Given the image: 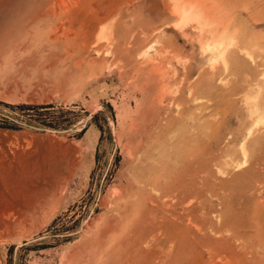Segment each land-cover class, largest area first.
Wrapping results in <instances>:
<instances>
[{
    "label": "rangeland",
    "instance_id": "rangeland-1",
    "mask_svg": "<svg viewBox=\"0 0 264 264\" xmlns=\"http://www.w3.org/2000/svg\"><path fill=\"white\" fill-rule=\"evenodd\" d=\"M122 1L0 0V203L24 190L43 202L50 173L19 164L10 147L61 150L77 160L52 213L0 236V264H68L74 253L72 264H88L87 238L121 215L104 198L121 190L131 198L135 187H149L146 180L187 172L196 221L206 226L197 237H217L216 228L239 233L254 241L263 262L264 248L253 238L264 232V64L242 46L264 28L239 19L249 34L224 58L167 29L162 38L174 42L178 62L156 75L147 59L137 61L136 46L115 57L78 50L96 25L93 15L129 9ZM48 4L61 11L51 25L36 16ZM133 6L146 14L143 0ZM120 18L117 35L125 30L126 16ZM98 259L89 264H115L107 253Z\"/></svg>",
    "mask_w": 264,
    "mask_h": 264
},
{
    "label": "bare ground",
    "instance_id": "bare-ground-1",
    "mask_svg": "<svg viewBox=\"0 0 264 264\" xmlns=\"http://www.w3.org/2000/svg\"><path fill=\"white\" fill-rule=\"evenodd\" d=\"M143 1L144 15L134 10L133 5L138 0H123L127 6L131 5L129 9L121 11L123 7L118 5L105 14L93 15L96 25L91 36L81 40L78 50H101L115 57L117 52L129 55L136 46L140 49H137V61L147 59L155 74L163 75L167 69L174 71V63L178 62L174 42L168 37L162 38L167 29H179L190 42L199 43L203 53L208 52L210 57L224 58L243 45L245 36L249 34L245 25L240 28L239 19L247 17L254 25L264 28V0ZM150 13L154 18H149ZM36 16L45 18L51 25L50 22L61 17V11L48 4L39 9ZM125 16V30L117 35V22ZM80 27L86 34V26ZM251 39L255 43L249 47L242 46V52L261 59L264 64V34ZM153 47L155 50L150 55ZM9 152L17 156L19 164L27 163L32 170L41 167L37 171L40 175L50 173L39 193L45 196L43 202H38L37 195H29L24 190L19 199L0 203V236L4 231L11 233L16 226L25 225L29 219L52 213L63 197L77 163L72 153L61 150H48L42 155L34 150L29 152L20 145L19 148L10 147ZM146 183L150 188L145 185L135 187L131 198H126L125 191L121 190L113 198L102 200L103 204L113 202V207L121 215L119 218L108 217L107 222L99 226V233H96L99 235L87 238L84 248L92 252L88 264L97 263L98 258L106 253L113 257L115 264H264V261L257 262L254 241L246 243L239 233L224 236L221 229L216 228L217 237L206 234L197 237L198 231L206 226L195 218L190 172L181 177L178 173L172 174L163 182L155 178L151 183L146 180ZM148 188L151 191H146ZM147 202L151 204L149 209L145 205ZM179 204L182 205L181 212L177 210ZM253 240L264 248V232ZM74 255H68V264L73 263Z\"/></svg>",
    "mask_w": 264,
    "mask_h": 264
}]
</instances>
